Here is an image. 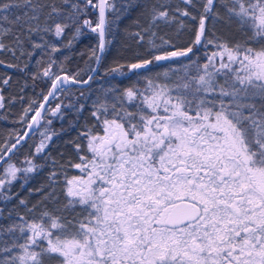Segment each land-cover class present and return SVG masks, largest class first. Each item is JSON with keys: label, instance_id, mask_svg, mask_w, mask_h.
I'll use <instances>...</instances> for the list:
<instances>
[{"label": "snow or ice", "instance_id": "snow-or-ice-1", "mask_svg": "<svg viewBox=\"0 0 264 264\" xmlns=\"http://www.w3.org/2000/svg\"><path fill=\"white\" fill-rule=\"evenodd\" d=\"M59 4L0 0V51L30 61L37 49L60 50L47 34L61 37L74 28L72 40L96 35L89 58L99 66L115 23L108 14L119 19L133 7L117 8L116 0ZM161 23L174 26L172 36L153 31ZM132 35L138 45L147 44L144 52L105 74L136 76V82L101 87L90 106L93 123L71 142L75 160L58 169L52 161L37 205L19 201L28 215L13 216L15 209H8L5 216L0 208V221H10L0 223V264H264V0H156L148 27ZM55 63L50 59L42 72L50 82L45 103L57 99L69 81L90 87L95 79L92 74L77 79L80 71L57 75L51 71ZM165 64L163 73L146 75L151 66ZM7 67L26 71L28 64ZM4 101L0 89V108ZM45 103L25 110L21 122L34 115L23 135L0 144L5 202L12 199L18 173L26 184L28 174L43 167L34 158L55 135L47 129L32 157L21 161L25 167L12 157L44 114L60 112V104L53 110ZM76 110L82 113L85 105ZM73 171L79 174L70 175ZM44 201L54 209L37 212Z\"/></svg>", "mask_w": 264, "mask_h": 264}, {"label": "trees", "instance_id": "trees-1", "mask_svg": "<svg viewBox=\"0 0 264 264\" xmlns=\"http://www.w3.org/2000/svg\"><path fill=\"white\" fill-rule=\"evenodd\" d=\"M42 2H50V0H42ZM55 2L57 6H60L59 0H55ZM155 2L156 0H116L117 8L127 3H131L133 7L127 13L121 15L119 19L111 13L108 14V18L115 21L112 33L106 36V39L111 40V43L107 45L104 58L94 76L95 79L93 82H90L91 86L82 88L76 86L68 87L64 92L58 94L57 99H52L47 108L54 110L57 104H60V112L55 115L44 114L43 120L37 130L26 140L19 153L12 157V162L16 166L25 167L26 165L22 164L21 161L25 156L32 157L34 146L41 139L40 133L45 131V129L48 130L50 135L55 133V135H52L51 140L46 142L47 147L43 153L34 158V163L43 167L28 174V182L26 184L23 183L22 179L24 174L18 173V179L13 182L11 188L10 195H12V199L7 202L0 199V208L5 209V216H7L8 209H15L13 216L17 213L25 216L28 215L27 209L19 203L21 199L28 202V208L37 205L38 202L43 200V195L38 189H41L48 183L49 173L53 171L54 167L53 160L57 162V169L66 160H75L71 142L78 138V134L84 130L86 124L90 125L93 123L89 116L91 111L90 106L92 101L101 95V87L107 88L111 85H118L121 88H125L132 86L136 82L138 79L136 76H132L131 79L119 76L116 79H112L111 74L106 75L105 72L106 69L115 66L117 63H124L125 59L131 57L134 52H144L147 44L143 46L138 45L137 39L132 33L138 31L143 33V29L148 27L150 9ZM89 18L95 21V13H92L91 10H89ZM73 31L74 28L67 29L61 37H55L52 33L47 34V40L55 44L60 50L53 53L47 48L43 50L37 49L30 61L27 55L16 60L10 53L0 51V60L4 61V64L0 65V81L11 77L7 85L0 83V89H2V94L5 96V107L0 108V144H3L10 136L14 137L16 133L21 134L23 132L33 112H30L23 122H21V116L29 106L36 108L46 93L50 82L47 78L42 77V72L44 68L49 66L50 59L56 62L51 68V71L56 74L65 72L73 77L80 71V76H76L78 79H82L87 75L86 71L81 70H87L94 63L89 56L91 49L97 43V37L94 33L87 32L72 40ZM153 31H156L159 36L166 35V38H168L172 36L174 26L168 27L161 23ZM33 39L39 41V38L36 36ZM147 39L148 36H145V41ZM70 40L71 44L69 46ZM6 43L11 45V38L7 39ZM157 43H159L158 40ZM29 50H31L30 46ZM17 56H19V53H17ZM37 60H42L39 66L36 64ZM15 63H19L21 67L27 63L28 68L26 71H21L19 68L7 67L8 64ZM61 68L63 71H61ZM167 68L168 65L166 64L163 66L153 65L151 66V71L147 72L146 75L154 76L157 73H163ZM33 73H40L41 75H38L33 80ZM25 84H27V87H24ZM81 93L84 94L83 97ZM33 101L36 103H33ZM79 104L85 105V110L82 113H78L76 110V106ZM47 121H51V123L49 124ZM76 172L73 171L69 174L74 175ZM54 207L52 203L44 201L43 204H39L36 211H42L44 208L53 210ZM0 223L7 225L10 221L5 219L0 221ZM4 239L11 243L9 236H5Z\"/></svg>", "mask_w": 264, "mask_h": 264}, {"label": "water", "instance_id": "water-1", "mask_svg": "<svg viewBox=\"0 0 264 264\" xmlns=\"http://www.w3.org/2000/svg\"><path fill=\"white\" fill-rule=\"evenodd\" d=\"M92 67H93V68H96L97 71H98L99 66H97L95 63H93ZM97 71H96L95 73H87V75H88V74H92L93 76H95L96 73H97ZM57 75H67V76H69V75L66 74L65 72H60V73H58ZM87 75H86L84 78H82V79H87ZM69 77H71V76H69ZM77 79H78V78H77ZM72 86H76V87H80V88H82V87H86V85H75L72 81H69L68 84L66 85L65 89L68 88V87H72ZM49 87H50V84H49L48 89H47L46 93L44 94V96L47 95V93H48V91H49ZM52 99H53V98L49 97L48 102L45 103L44 100H43V97H42V99L40 100L39 103H45V109H46L47 106H48V104H49V102H50ZM32 115H34V112H33ZM32 115H31V117H32ZM31 117H30V119L28 120V122L31 121ZM38 119H39V118H38ZM42 120H43V119H40V123L42 122ZM28 122H27V123H28ZM27 123H26V124H27ZM40 123H39L38 125H33L32 130L29 132V138H30V136H31L32 134H34V132L37 130V128L39 127ZM26 130H27V129L24 128L23 132L26 131ZM23 132L21 133V135H23ZM29 138H27V139H29ZM27 139H26V140H27ZM12 143H14V141H13Z\"/></svg>", "mask_w": 264, "mask_h": 264}, {"label": "rangeland", "instance_id": "rangeland-1", "mask_svg": "<svg viewBox=\"0 0 264 264\" xmlns=\"http://www.w3.org/2000/svg\"><path fill=\"white\" fill-rule=\"evenodd\" d=\"M5 26H8L7 23L5 22ZM164 37L166 38V35H164ZM6 42V41H5ZM18 167V166H17ZM79 173L76 172L74 175H78ZM18 175V174H17Z\"/></svg>", "mask_w": 264, "mask_h": 264}, {"label": "flooded vegetation", "instance_id": "flooded-vegetation-1", "mask_svg": "<svg viewBox=\"0 0 264 264\" xmlns=\"http://www.w3.org/2000/svg\"><path fill=\"white\" fill-rule=\"evenodd\" d=\"M13 141H14V139L10 143H12Z\"/></svg>", "mask_w": 264, "mask_h": 264}]
</instances>
